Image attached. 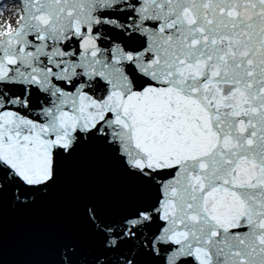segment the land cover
Returning a JSON list of instances; mask_svg holds the SVG:
<instances>
[{
  "label": "snow or ice",
  "instance_id": "snow-or-ice-1",
  "mask_svg": "<svg viewBox=\"0 0 264 264\" xmlns=\"http://www.w3.org/2000/svg\"><path fill=\"white\" fill-rule=\"evenodd\" d=\"M0 264H264V0H0Z\"/></svg>",
  "mask_w": 264,
  "mask_h": 264
}]
</instances>
